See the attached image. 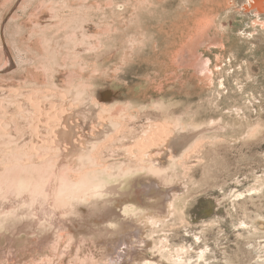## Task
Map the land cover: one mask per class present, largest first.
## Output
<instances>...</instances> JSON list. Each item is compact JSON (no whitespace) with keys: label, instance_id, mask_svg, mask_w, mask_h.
I'll return each instance as SVG.
<instances>
[{"label":"rangeland","instance_id":"1","mask_svg":"<svg viewBox=\"0 0 264 264\" xmlns=\"http://www.w3.org/2000/svg\"><path fill=\"white\" fill-rule=\"evenodd\" d=\"M152 262L264 264V0H0V264Z\"/></svg>","mask_w":264,"mask_h":264},{"label":"bare ground","instance_id":"2","mask_svg":"<svg viewBox=\"0 0 264 264\" xmlns=\"http://www.w3.org/2000/svg\"><path fill=\"white\" fill-rule=\"evenodd\" d=\"M125 199H123L122 197H117V198H113V199H110V201L112 203H114L115 205L120 203L121 201H123ZM77 211V209L75 210ZM120 214V213H119ZM88 216H89V219H95L97 220L98 222L100 221H118L117 219V215H116V212L113 208L111 207H104L103 210H98L96 213L95 212H92V209L88 212ZM76 221V220H75ZM85 226H87L85 224ZM103 234H100L99 236L101 238H104L102 236ZM113 235H114V232H113ZM124 236V235H123ZM113 237V236H112ZM122 237V236H121ZM125 238V237H124ZM121 239V238H120ZM127 254V253H126ZM137 254V253H136ZM120 260V259H119ZM123 261V260H122ZM121 262V260H120ZM161 262H157V264H160ZM150 264H156V263H150Z\"/></svg>","mask_w":264,"mask_h":264}]
</instances>
